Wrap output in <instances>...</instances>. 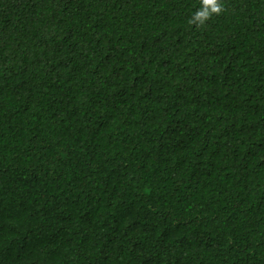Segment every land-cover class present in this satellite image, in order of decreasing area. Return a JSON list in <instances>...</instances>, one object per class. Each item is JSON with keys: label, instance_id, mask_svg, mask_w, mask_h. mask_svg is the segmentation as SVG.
<instances>
[{"label": "trees", "instance_id": "16d2710c", "mask_svg": "<svg viewBox=\"0 0 264 264\" xmlns=\"http://www.w3.org/2000/svg\"><path fill=\"white\" fill-rule=\"evenodd\" d=\"M0 0V264H264V0Z\"/></svg>", "mask_w": 264, "mask_h": 264}, {"label": "clouds", "instance_id": "9594fccd", "mask_svg": "<svg viewBox=\"0 0 264 264\" xmlns=\"http://www.w3.org/2000/svg\"><path fill=\"white\" fill-rule=\"evenodd\" d=\"M225 11L226 7L222 0H200V6L191 14L187 23L201 27L213 16H218Z\"/></svg>", "mask_w": 264, "mask_h": 264}]
</instances>
